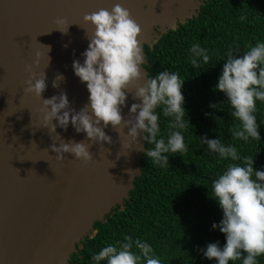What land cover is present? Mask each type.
Listing matches in <instances>:
<instances>
[{
  "label": "water",
  "instance_id": "1",
  "mask_svg": "<svg viewBox=\"0 0 264 264\" xmlns=\"http://www.w3.org/2000/svg\"><path fill=\"white\" fill-rule=\"evenodd\" d=\"M205 1L0 0V264H69L85 239L97 234L95 224L104 223L117 207L124 209L147 150L142 135L129 149L128 130L109 125L105 132L112 143L93 145L90 163L71 154L58 160L51 145L62 141L43 128V101L26 92L32 79L26 68L31 66L36 78L45 71L43 99L65 92L78 112L90 95L72 68L74 60L83 63L94 36L86 15L110 12L116 4L127 9L141 28L138 40L146 59L144 46L153 48L163 35L198 16ZM57 20L65 22L64 30L69 25L66 34L57 30ZM145 65L147 60L141 69L147 76ZM57 74L65 79L53 88ZM135 90L129 87L122 109L126 120L131 105L140 103L132 99ZM57 133L65 142L86 140L71 124L67 131L57 127Z\"/></svg>",
  "mask_w": 264,
  "mask_h": 264
},
{
  "label": "clouds",
  "instance_id": "2",
  "mask_svg": "<svg viewBox=\"0 0 264 264\" xmlns=\"http://www.w3.org/2000/svg\"><path fill=\"white\" fill-rule=\"evenodd\" d=\"M245 19V16L240 17L241 22ZM84 22L91 24L95 32L82 54L83 63L74 60L72 64L75 76L86 84L90 94L89 103L81 110L77 112L71 108L65 92L43 99L47 89L45 71L40 78H36L32 67L26 68L32 74V79L27 81L26 92L43 101V128L55 134L57 141H62L59 147L53 142L51 152L61 161L65 154H71L77 160L90 163L93 159L90 148L93 145L112 143L105 132L111 125L113 130L122 127L128 130L126 135L130 139L125 147L130 149L132 145L140 144L142 135L143 141L151 145L147 147L145 155L156 166H169V154L188 151L184 133L191 124L182 93L185 80L179 72L168 70L151 78L142 75L141 69L146 59L138 40L141 28L120 4H116L110 12L100 9L86 15ZM55 23L57 30L67 33L69 25L64 30L63 20ZM47 48L50 52V47ZM36 55V66L39 67L41 54ZM210 59L209 51L200 43L190 46L189 62L193 69H203ZM64 79L62 74H57L53 88H58ZM141 79L145 81L143 86L138 84ZM130 86L136 89L134 95L131 93L132 99L140 103L131 105V118L126 120L122 109L127 106ZM214 91L226 97L231 109L230 116L235 121L230 129L232 138L244 143L260 140L256 113L257 102L264 103V42L249 45L242 55L229 51ZM209 107L216 109L220 105L210 104ZM162 117L166 121V132H162ZM69 124L77 134L85 133L88 143L65 142L57 133V127L67 131ZM200 139L220 160L240 161L227 165L212 182L211 198L223 213L220 223H213L212 229L218 228L226 242L223 247L219 242L209 243L206 249H201L203 256L216 264H235L237 261L259 264V260L264 258V170H256L255 157H242L235 144H225L219 137ZM91 260L93 264H161L152 245L131 235L107 244L92 255Z\"/></svg>",
  "mask_w": 264,
  "mask_h": 264
},
{
  "label": "trees",
  "instance_id": "3",
  "mask_svg": "<svg viewBox=\"0 0 264 264\" xmlns=\"http://www.w3.org/2000/svg\"><path fill=\"white\" fill-rule=\"evenodd\" d=\"M241 16L246 17L243 22ZM257 41L264 42V0H207L198 16L163 35L153 48L144 46V68L150 78L168 70L179 72L185 80L182 93L191 124L184 133L188 151L169 154V166L164 168L145 155L124 209L117 207L104 223H96L97 234L85 239L69 264H93L92 255L125 235L152 245L161 264H216L201 251L209 243L219 242L223 247L226 242L218 228L212 229L223 217L211 198L212 182L227 165L240 161L220 160L200 138L219 137L225 144H235L242 157H255L256 170H264V103L257 102L256 113L261 139L244 143L232 138L231 109L226 97L214 91L228 52L242 55ZM194 43L210 53L203 69H193L189 62ZM210 104L220 108H210ZM161 119L162 132H166V121ZM259 264H264V258Z\"/></svg>",
  "mask_w": 264,
  "mask_h": 264
}]
</instances>
